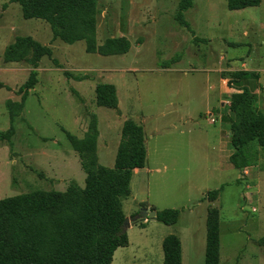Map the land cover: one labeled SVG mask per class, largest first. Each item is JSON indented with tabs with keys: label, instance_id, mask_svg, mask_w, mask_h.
<instances>
[{
	"label": "rangeland",
	"instance_id": "rangeland-1",
	"mask_svg": "<svg viewBox=\"0 0 264 264\" xmlns=\"http://www.w3.org/2000/svg\"><path fill=\"white\" fill-rule=\"evenodd\" d=\"M179 1L97 0L98 42L129 34L132 43L127 53L104 56L87 52L85 41L54 39L45 20L26 19L18 3L0 0V131L10 126L6 100H21L35 50L9 62L6 47L17 36H32L58 60L41 58L38 82L15 117V133L0 140V198L35 189L65 191L72 183L83 188L86 173L62 128L79 138L97 131V160L113 167L122 125L131 119L144 127L147 158L144 168L133 171L131 192L123 198L130 241L116 250L112 264H164L162 238L171 226L154 219L153 208L167 207L183 211L173 226L184 247L183 264H205L199 230L209 202L202 197L224 183L210 204L221 215L220 264H264V149L249 143L257 158L242 177L230 162L232 130L223 119L240 118L228 109L236 92L230 73L262 65L264 2L230 10L227 0H193L185 11L192 34L176 19ZM230 23L238 26L232 35ZM100 82L115 84L116 106L97 105L94 86ZM258 83L255 106L264 113V72ZM158 161L169 167L159 169Z\"/></svg>",
	"mask_w": 264,
	"mask_h": 264
},
{
	"label": "trees",
	"instance_id": "trees-1",
	"mask_svg": "<svg viewBox=\"0 0 264 264\" xmlns=\"http://www.w3.org/2000/svg\"><path fill=\"white\" fill-rule=\"evenodd\" d=\"M21 6L24 18L43 19L49 23L53 38L68 44L85 41L86 51L104 56L127 53L131 41L127 36L97 39V0H9ZM262 0H227L230 10L259 6ZM193 0H180L176 19L194 34L185 18V11ZM35 47L32 69L20 86L21 100H6L10 126L0 131V140H10L15 133L14 121L21 112L30 91L38 82L37 67L47 56L58 64L52 49L32 36H17L5 51L4 58L18 62ZM258 72L237 69L229 75V86L236 90L230 96L228 109L237 114L239 123L231 115L223 119L231 124L233 153L230 162L235 168L251 166L257 158L249 143L257 142L264 149V113L255 106ZM255 85L252 86L251 83ZM99 106L118 104L115 84L96 85ZM73 149L78 153L86 173L83 188L70 184L65 191L35 189L30 192L0 198V264H112L116 250L129 244L124 231L126 213L123 198L131 192V178L135 169L144 168L147 146L144 127L131 119L124 121L123 140L117 148L113 167L100 164L96 156L98 132H88L83 138L62 128ZM226 184V183H224ZM206 191L202 199L209 202L206 217L205 264H220L221 215L216 201L224 188ZM154 219L167 225L178 221L181 208H153ZM141 227L146 223L141 222ZM264 242V238L262 239ZM164 264H183L182 243L178 235L170 233L162 241Z\"/></svg>",
	"mask_w": 264,
	"mask_h": 264
},
{
	"label": "crops",
	"instance_id": "crops-1",
	"mask_svg": "<svg viewBox=\"0 0 264 264\" xmlns=\"http://www.w3.org/2000/svg\"><path fill=\"white\" fill-rule=\"evenodd\" d=\"M263 2H264V0H262L261 1V4L259 5V6H261L262 4H263ZM259 6H257V7H259ZM251 7H256V6H251ZM247 8H249V7H247ZM243 9H245V8H243ZM238 10H241V9H238ZM191 25V24H190ZM129 27H132V25H128ZM191 28H192V26H191ZM228 28H229V31H230V34L232 35V34H235L237 31H238V26L237 25H234L233 23H230L229 25H228ZM191 32V31H190ZM192 33V32H191ZM245 34H247V32L245 31ZM124 36H129V34H123ZM129 38V37H128ZM202 38H207L208 40L210 39L211 41H215L216 39H217V37H215V36H213V35H206V36H203ZM131 41V40H130ZM238 40H235V42H237ZM238 43V42H237ZM239 44V43H238ZM239 45H241V44H239ZM131 46H132V43H131ZM254 59V58H253ZM253 59H252V61H253ZM262 59V65H260L259 67H257V68H254V69H252V71H255V72H258L259 73V75H260V73H262V72H264V58L262 57L261 58ZM244 66H246L247 65V63L245 62L244 64H243ZM242 69H245V67H243ZM246 70H248V69H246ZM251 70V69H250ZM94 88H96V86H94ZM217 141H218V143H219V145L217 146V147H219V149L221 148V143H222V140H221V137H219L218 139H217ZM219 149H218V151H219ZM214 160V159H213ZM214 162H215V160H214ZM159 169L161 168V167H163L164 169L165 168H168L169 167V165H162V163L161 162H159L158 161V163H157V165H156ZM136 170H138L139 171V169H136ZM182 212L183 211H181V213H180V215H179V218H178V221L175 223V224H172V225H169V226H171L170 227V230H169V232L166 234V235H168V234H170V233H174V234H176V235H179V233L174 229V227L173 226H175L176 224H178V222H179V220H180V217H181V215H182ZM206 217H207V214H206ZM146 223V222H145ZM174 229V230H173ZM200 232H199V241H200V248L201 249H205L206 248V220H205V225H202L201 224V226H200V230H199ZM165 235V236H166ZM164 236V237H165ZM180 236V235H179ZM164 237L162 238V241H163V239H164ZM130 241V240H129ZM184 247L182 246V249H183ZM183 256H184V249H183Z\"/></svg>",
	"mask_w": 264,
	"mask_h": 264
},
{
	"label": "built area",
	"instance_id": "built-area-1",
	"mask_svg": "<svg viewBox=\"0 0 264 264\" xmlns=\"http://www.w3.org/2000/svg\"><path fill=\"white\" fill-rule=\"evenodd\" d=\"M212 121L214 122V121H215V118H212ZM249 169H250V166H245V167H243V169H242V177H245L246 175L249 174ZM245 198H246V200H247L248 202H250L251 204H253V202H254V199H253V198H254V197L252 196V194L250 195V194H247V193H246ZM252 210H253V211H257L256 206H252Z\"/></svg>",
	"mask_w": 264,
	"mask_h": 264
},
{
	"label": "water",
	"instance_id": "water-1",
	"mask_svg": "<svg viewBox=\"0 0 264 264\" xmlns=\"http://www.w3.org/2000/svg\"><path fill=\"white\" fill-rule=\"evenodd\" d=\"M154 216H155V214H154ZM129 227H130L129 218L126 217L125 218V223H124V231L127 232V230L129 229Z\"/></svg>",
	"mask_w": 264,
	"mask_h": 264
}]
</instances>
